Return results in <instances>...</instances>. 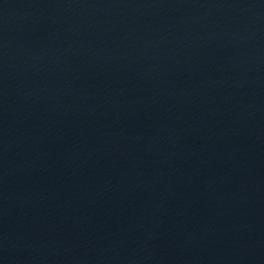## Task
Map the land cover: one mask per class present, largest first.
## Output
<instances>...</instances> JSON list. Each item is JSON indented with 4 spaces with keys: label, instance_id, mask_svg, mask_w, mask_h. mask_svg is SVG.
I'll return each mask as SVG.
<instances>
[{
    "label": "water",
    "instance_id": "95a60500",
    "mask_svg": "<svg viewBox=\"0 0 264 264\" xmlns=\"http://www.w3.org/2000/svg\"><path fill=\"white\" fill-rule=\"evenodd\" d=\"M0 264H264V0H0Z\"/></svg>",
    "mask_w": 264,
    "mask_h": 264
}]
</instances>
